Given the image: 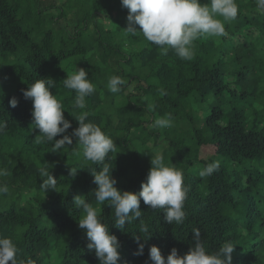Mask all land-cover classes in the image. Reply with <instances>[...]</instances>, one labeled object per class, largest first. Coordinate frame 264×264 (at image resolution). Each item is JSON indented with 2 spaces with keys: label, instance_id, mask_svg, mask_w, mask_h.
Here are the masks:
<instances>
[{
  "label": "trees",
  "instance_id": "obj_1",
  "mask_svg": "<svg viewBox=\"0 0 264 264\" xmlns=\"http://www.w3.org/2000/svg\"><path fill=\"white\" fill-rule=\"evenodd\" d=\"M109 2V7L98 9L103 14H99L100 21L94 22V31L86 32L90 31V26L84 24L86 15L77 20L75 27L62 26L61 18L65 14L58 11L68 2L59 6L58 0H0V59L6 62L15 59L10 64L0 63V122L7 125L0 133V167L9 172L0 177V183L10 189L7 195H0V236L11 238L17 245L18 261L99 264L94 250L87 248L85 230L78 227L84 213L72 201L75 195H81L100 209L109 233L117 236L121 244L118 264H152L151 246H157L165 258L173 248L184 255L193 246V229L200 230L210 252L217 251L225 242H232L235 247L232 264H264V121H257L251 128L240 110L235 109L225 122L222 111L211 109L204 129H195L192 140L198 148L210 145L215 158L223 157L227 161L219 162L218 169L210 176L184 177L189 191L182 224L169 225L164 220L163 209L152 210L141 200L140 220L147 225L148 233L139 231L140 220L127 224L123 230L113 226L114 208L109 201L98 204L93 194L97 186L91 172L99 171L101 165L84 158L77 164L69 163L74 152L80 149L75 137H72V146L56 153H53L54 142H40L39 130L31 119L32 101L22 94L38 79L55 81L51 91L72 124L65 135L79 126L76 120L87 112L86 122L99 125L114 141L116 149L108 153L105 162L113 169L112 176L117 181L127 177L131 168L130 161L123 160L131 156L127 150L118 155L119 148L127 137L138 135L136 129L146 130L148 122L167 113L173 118L187 119V103L193 98L206 102L212 95H224L229 83L244 85L264 81V60L259 50L264 47V17L260 12L251 14L245 10L250 6L242 0L236 3L239 9L249 13L245 15L243 11L240 15L244 26L226 25L227 35L219 46L216 40L200 42L202 38L197 39L191 60L180 59L171 49L167 55H161L159 46L148 42L142 34H126L128 10L120 0ZM100 15L110 21V28L104 25ZM235 39L241 42L237 44ZM128 40L134 43L129 44ZM227 42L231 44L226 45ZM77 57L79 62L70 63L67 68L62 66L65 60ZM76 68H84L95 85L94 93L86 97L83 110L73 107L76 93L63 85L67 74ZM143 69L153 72L154 82L147 75H139ZM113 75L125 80L121 93L113 94L106 86ZM230 93L237 96L234 90ZM256 95L258 90L251 87L241 91L239 97L256 98ZM13 97L18 100L15 108L9 104ZM146 116L149 119L144 122ZM160 134L150 132L149 137L141 138L144 143L158 139L159 144L155 145L158 148L169 142L167 147L176 150L175 166H180L182 157L176 153L181 142ZM44 165L57 179L55 191L48 190L47 197L37 196L22 204L28 191L41 190L40 184L45 178L39 175L38 169ZM134 168L140 169L137 165ZM71 169L77 171L74 176ZM149 170L117 189L140 192ZM136 237H141L140 242L145 244L141 256L134 255L138 249ZM143 238L148 240L145 242Z\"/></svg>",
  "mask_w": 264,
  "mask_h": 264
},
{
  "label": "clouds",
  "instance_id": "obj_2",
  "mask_svg": "<svg viewBox=\"0 0 264 264\" xmlns=\"http://www.w3.org/2000/svg\"><path fill=\"white\" fill-rule=\"evenodd\" d=\"M122 7L128 10L126 34L136 36L142 34L144 38L159 46L161 55H167L174 50L182 60H191L194 56V41L202 37H222L227 35L225 22L235 20L238 15L236 0H208L201 4L200 0H120ZM257 9L264 14V0H256ZM222 18V19H221ZM139 26V30L137 29ZM125 80L113 75L107 80V88L113 94L121 93ZM63 85L73 90L76 95L73 107L86 108V97L95 91V85L88 78V72L79 68L67 74ZM55 81L51 78L38 79L23 90V97L32 101V124L39 130L40 142H54L53 153L65 150L66 146L73 145L72 137L76 138L85 161L101 165L100 170L93 169V183L97 186L93 194L98 204L110 202L114 208V224L116 229L123 230L127 224L140 220L141 200L152 210L163 209V216L169 225L182 224L186 218L184 210L185 200L189 191L184 185V175L181 169L164 162L162 151H156L151 156V168L146 180L141 184V191L132 193L120 191L115 187L117 180L113 178V169L105 162L109 152L116 149L114 141L104 133L102 128L92 122H86L87 112L78 119V127L70 135H65L72 127L65 118L61 102L53 95L51 89ZM163 94V91H161ZM9 104L17 107L18 100L13 97ZM152 109L155 105L151 106ZM6 123L0 122V133L6 129ZM152 128H167L173 126V117L170 113L155 119L150 125ZM62 136L60 139L56 137ZM74 154L81 155L80 151ZM219 162L209 163L199 172L200 177H207L218 169ZM42 178L41 190L56 189L57 179L51 174L46 165L39 167ZM76 170L71 169L74 176ZM9 175L6 168L0 167V177ZM10 189L7 184L0 183V195H7ZM72 204L76 209H82L84 216L79 220L78 227L85 230L88 240L87 248L94 250L99 264H118L120 261L121 244L117 236L109 233L99 214L100 209L89 203L84 196L75 195ZM140 232L148 233L149 229L140 220ZM193 246L184 255H179L177 249H171L165 258L157 246L149 249V259L152 264H232V253L235 247L228 241L223 243L217 251L210 252L202 240L199 229H193ZM150 236L148 237V239ZM148 239L143 240L146 242ZM138 245L134 255H143L145 247L141 237L135 238ZM18 247L11 238L0 236V264H36L33 259H17Z\"/></svg>",
  "mask_w": 264,
  "mask_h": 264
},
{
  "label": "rangeland",
  "instance_id": "obj_3",
  "mask_svg": "<svg viewBox=\"0 0 264 264\" xmlns=\"http://www.w3.org/2000/svg\"><path fill=\"white\" fill-rule=\"evenodd\" d=\"M59 6L61 3L68 2V4L63 5V9L61 12L58 11L59 14L64 13L65 16H63L61 19V23L63 24V27H75L77 24L78 19L84 18V15H86V24L87 26H90V31L86 32H93V25L94 22L99 20V14H103V12L98 11L101 7L107 8L110 5V0H58ZM244 3L249 4L250 8L245 9L251 12L257 13L259 12L257 9L256 0H242ZM201 4H205L208 2V0H200ZM242 3V2H241ZM243 4V3H242ZM239 9L238 8V15L235 20L225 22L226 25H231L233 28L238 26L237 24L241 22V13L244 11V14H249L247 11ZM101 17L102 22L106 27L109 26L110 21L108 19H105L104 17ZM264 17V14H261ZM243 16V15H242ZM222 19V18H221ZM100 21V20H99ZM245 23V22H244ZM244 23H240L242 26H244ZM83 24V25H84ZM110 28V27H108ZM138 29V28H137ZM109 36V35H108ZM230 36H233V34H230ZM110 37V36H109ZM222 37H202L199 41H208L209 39L216 40L217 45L223 43L221 42ZM236 43H240L238 39H235ZM129 44L134 43L133 40L126 41ZM226 45H230L231 42L225 43ZM139 46V45H137ZM196 45L194 44V47ZM224 46V45H223ZM260 56L264 60V47L261 46L259 48ZM80 58H70L68 60H65L62 63V66L64 68H67L70 63H74L76 61L79 62ZM15 61L14 58L9 59L7 62L3 59H0V63L6 62L7 64L13 63ZM78 69V68H77ZM259 69V68H258ZM139 75L145 76L147 75L149 80L151 82H154L155 79L153 78V75L150 71V69H143L142 71H139ZM138 75V76H139ZM151 84H158V83H151ZM229 87L227 92L224 93V95L216 96L212 95L207 98L206 102H198L196 101V98H193V100L190 101V103H187L188 106L185 110V112L189 115V118L183 119V118H173V126L167 127L163 129L159 128H152L150 125L154 121L152 119L151 122L147 123V129H136V132L138 135L129 136L126 138L125 143L121 144V149L119 148L118 155L122 154L125 150H127V154L131 157H128L126 159H123L126 163H129L131 165V168L129 169L127 177L121 178L117 181V184L115 187H118L120 185L128 183L129 180H132L134 178H140L143 176V174L151 168V156L155 154L156 151H162L164 156V162L166 164H171L172 166L181 169L183 172L184 177L186 175H193V176H199V172L204 169L209 163L218 161L220 163H225L227 160L223 157H217L215 158L214 154L210 152V145H206L202 148H198L192 140L193 132L195 129L202 130L205 126V118L208 114V112L211 109L218 108L220 111H222L224 115V121H228L231 114L236 112V110H240L243 112V114L248 119V126L251 128H254L253 125L257 121H264V81L263 83H246L242 85V83H229ZM251 87H253L255 90H258V95H256V98H253V96L245 97L244 99H240L241 91L248 90ZM234 90L237 92V96L234 97L231 95L230 91ZM120 100V99H119ZM140 105V104H136ZM236 109V110H235ZM150 111H147V115H149ZM149 118L146 116L144 119V122L148 120ZM150 132H156L161 134H166L170 137L171 140L181 142L180 148L177 151V155L182 157V162L180 166H175V160H174V154L176 150H172L171 147H167L169 142L164 144L162 147L158 148L155 145L159 141L158 139H151L149 142L144 143L145 141L141 138H147L149 137ZM160 134V135H161ZM157 140V142H156ZM162 142V141H161ZM162 144V143H161ZM126 146V148H124ZM77 151L81 152V155L74 156L73 160L69 163H79L83 156H82V150L79 149ZM192 163V165H191ZM139 166V171H136L134 168L135 165ZM200 177V176H199ZM202 178V177H200ZM204 178V177H203ZM48 192V191H47ZM47 192H44L43 190H37L32 189L26 193V195L22 198V204H25L29 202L30 200L35 199L37 196L47 197ZM45 220H48L45 218ZM47 222V221H46ZM56 253V251H55ZM53 254V253H52Z\"/></svg>",
  "mask_w": 264,
  "mask_h": 264
}]
</instances>
